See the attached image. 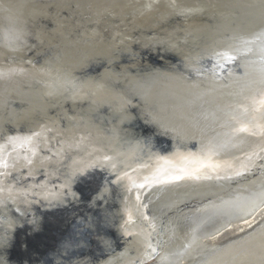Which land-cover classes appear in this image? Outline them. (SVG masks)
<instances>
[{"label": "bare ground", "instance_id": "bare-ground-1", "mask_svg": "<svg viewBox=\"0 0 264 264\" xmlns=\"http://www.w3.org/2000/svg\"><path fill=\"white\" fill-rule=\"evenodd\" d=\"M0 189V264H264V0H0Z\"/></svg>", "mask_w": 264, "mask_h": 264}, {"label": "water", "instance_id": "water-1", "mask_svg": "<svg viewBox=\"0 0 264 264\" xmlns=\"http://www.w3.org/2000/svg\"><path fill=\"white\" fill-rule=\"evenodd\" d=\"M189 217L187 218L188 220L186 221V222H184L185 224V226H187V225H190L191 226V224H193L194 222H195V218H194V216H196V215H188ZM225 218V217H224ZM217 222V221H216ZM187 224V225H186ZM212 224H215V220L214 221H211L209 224H206V228H209ZM214 226V225H213ZM212 226V227H213Z\"/></svg>", "mask_w": 264, "mask_h": 264}, {"label": "rangeland", "instance_id": "rangeland-1", "mask_svg": "<svg viewBox=\"0 0 264 264\" xmlns=\"http://www.w3.org/2000/svg\"><path fill=\"white\" fill-rule=\"evenodd\" d=\"M262 222H264V221H262ZM262 222H260V223L257 224L256 226L259 227V225H260ZM256 226H253L251 230H253V228H255ZM245 232H246V231H245ZM245 232H243V233L246 234ZM244 234H243V235H244ZM208 235H209V234H208ZM208 235H206V236H208ZM239 235H241V234H237V236H239ZM232 236H233V235H231V237H232ZM237 236H236V237H237ZM233 237H235V236H233ZM233 237H232V238H233ZM239 237H240V236H239ZM241 237H242V236H241ZM225 241H227V240H224V242H225ZM224 242H223V243H224ZM204 243H205V242H204ZM202 246H203V245H202ZM208 246L210 247V249H214V248H213V244L211 245L210 242H209V244H208L206 247H208ZM215 247H216V246H215ZM199 248H200V247H199ZM203 255H204V254H203ZM172 256H174V255H172ZM176 256L179 257L180 254H178V255H176ZM178 257H177V258H178ZM200 258H202V256H200V257L198 258V260H199ZM158 264H160V263H158ZM164 264H167V263H164ZM169 264H170V262H169Z\"/></svg>", "mask_w": 264, "mask_h": 264}, {"label": "snow or ice", "instance_id": "snow-or-ice-1", "mask_svg": "<svg viewBox=\"0 0 264 264\" xmlns=\"http://www.w3.org/2000/svg\"><path fill=\"white\" fill-rule=\"evenodd\" d=\"M246 129H240V131H245ZM182 177H180V176H176V177H173V179H181ZM138 187L139 188H141V189H143L144 187H145V184H140V185H138ZM3 191V189H0V192H2ZM137 199H139V197H137Z\"/></svg>", "mask_w": 264, "mask_h": 264}]
</instances>
